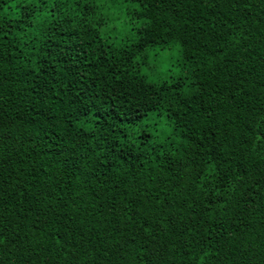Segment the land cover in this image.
I'll use <instances>...</instances> for the list:
<instances>
[{"label": "trees", "instance_id": "16d2710c", "mask_svg": "<svg viewBox=\"0 0 264 264\" xmlns=\"http://www.w3.org/2000/svg\"><path fill=\"white\" fill-rule=\"evenodd\" d=\"M0 264H264V0H0Z\"/></svg>", "mask_w": 264, "mask_h": 264}]
</instances>
